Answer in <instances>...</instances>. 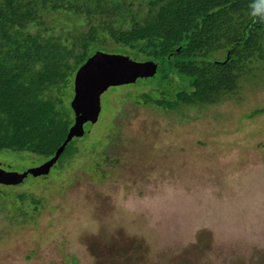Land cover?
<instances>
[{"label": "rangeland", "instance_id": "rangeland-1", "mask_svg": "<svg viewBox=\"0 0 264 264\" xmlns=\"http://www.w3.org/2000/svg\"><path fill=\"white\" fill-rule=\"evenodd\" d=\"M254 71L218 102L174 111L131 99L155 77L109 87L49 174L0 184V264H264V63ZM46 160L4 152L0 167Z\"/></svg>", "mask_w": 264, "mask_h": 264}, {"label": "trees", "instance_id": "trees-1", "mask_svg": "<svg viewBox=\"0 0 264 264\" xmlns=\"http://www.w3.org/2000/svg\"><path fill=\"white\" fill-rule=\"evenodd\" d=\"M255 2L0 0V154H55L74 123L64 90L71 91L78 68L107 45L157 65L150 88L131 96L139 104L174 111L235 92L264 63V22L251 15ZM57 11L74 13L84 25L64 30Z\"/></svg>", "mask_w": 264, "mask_h": 264}, {"label": "water", "instance_id": "water-1", "mask_svg": "<svg viewBox=\"0 0 264 264\" xmlns=\"http://www.w3.org/2000/svg\"><path fill=\"white\" fill-rule=\"evenodd\" d=\"M157 73V65L151 60H134L127 55L97 50L76 71L71 100L74 123L55 154L42 164L24 172L9 171L0 167V184L14 185L29 175L49 174L68 143L90 131L102 109V94L109 87L135 82L139 78H151ZM89 125V130L87 126Z\"/></svg>", "mask_w": 264, "mask_h": 264}, {"label": "clouds", "instance_id": "clouds-1", "mask_svg": "<svg viewBox=\"0 0 264 264\" xmlns=\"http://www.w3.org/2000/svg\"><path fill=\"white\" fill-rule=\"evenodd\" d=\"M251 15L257 22H264V0H256L251 5Z\"/></svg>", "mask_w": 264, "mask_h": 264}]
</instances>
